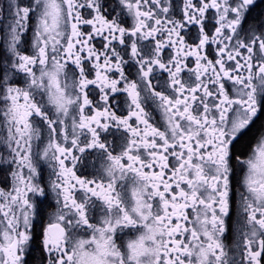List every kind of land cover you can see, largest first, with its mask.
I'll list each match as a JSON object with an SVG mask.
<instances>
[{
  "label": "snow or ice",
  "instance_id": "1",
  "mask_svg": "<svg viewBox=\"0 0 264 264\" xmlns=\"http://www.w3.org/2000/svg\"><path fill=\"white\" fill-rule=\"evenodd\" d=\"M0 264H264V0H2Z\"/></svg>",
  "mask_w": 264,
  "mask_h": 264
},
{
  "label": "flooded vegetation",
  "instance_id": "2",
  "mask_svg": "<svg viewBox=\"0 0 264 264\" xmlns=\"http://www.w3.org/2000/svg\"><path fill=\"white\" fill-rule=\"evenodd\" d=\"M0 2H2V0H0ZM107 138L109 140H113L114 138L115 139H118L117 137H114L113 135H108ZM95 159H96L95 158V154H89L87 156V158H86V163L84 165L79 166L78 171L80 173H83V174H90V173H92L94 169L91 167V162L94 161ZM97 167H98V161H97ZM47 172H48V170L45 168V170H44L45 178H47ZM238 179H239V175H234L232 177L233 187L234 188L236 186V182H237ZM53 211H54V207L53 208H46V210H45V219H44V223L45 224L47 223L48 214L51 213V212H53ZM235 219H236V216H235V212H234V214H233V222L235 221ZM225 243L234 248V246H235L234 235H232V234L228 235L226 237V239H225Z\"/></svg>",
  "mask_w": 264,
  "mask_h": 264
}]
</instances>
